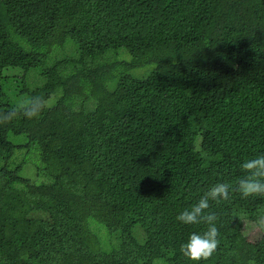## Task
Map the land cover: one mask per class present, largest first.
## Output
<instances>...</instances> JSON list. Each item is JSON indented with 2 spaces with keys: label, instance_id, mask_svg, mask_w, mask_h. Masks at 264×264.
I'll use <instances>...</instances> for the list:
<instances>
[{
  "label": "trees",
  "instance_id": "1",
  "mask_svg": "<svg viewBox=\"0 0 264 264\" xmlns=\"http://www.w3.org/2000/svg\"><path fill=\"white\" fill-rule=\"evenodd\" d=\"M68 42L76 56L43 67L40 50ZM118 51L130 59L105 60ZM8 69H38L41 84L23 80L17 96L55 103L0 125V264H264V236L240 231L264 198L211 202L220 243L208 260L180 251L207 225L176 219L264 154V0H0V112L15 106ZM33 148L48 183L10 167ZM100 226L116 235L110 251Z\"/></svg>",
  "mask_w": 264,
  "mask_h": 264
},
{
  "label": "clouds",
  "instance_id": "2",
  "mask_svg": "<svg viewBox=\"0 0 264 264\" xmlns=\"http://www.w3.org/2000/svg\"><path fill=\"white\" fill-rule=\"evenodd\" d=\"M48 100L43 96H33L19 101L9 111L0 112V125L8 124L19 116L29 120L38 119L46 108ZM245 173L236 181L235 186L228 182H218L210 186L200 199L181 212L176 219L185 225L205 224L207 229L202 233H192L186 243L180 246L184 257L191 261L208 260L218 249L220 231L217 227V213L211 211V202L219 204L230 200L233 191L239 192L244 199L249 197L264 198V154L241 164ZM241 234L249 232L264 236V212L257 214L250 222H242Z\"/></svg>",
  "mask_w": 264,
  "mask_h": 264
},
{
  "label": "rangeland",
  "instance_id": "3",
  "mask_svg": "<svg viewBox=\"0 0 264 264\" xmlns=\"http://www.w3.org/2000/svg\"><path fill=\"white\" fill-rule=\"evenodd\" d=\"M187 45L189 48H192L193 51L202 50L200 44L197 42H190ZM22 47L25 50H29V47L25 43H21ZM69 46H72V50L69 49ZM42 54L46 53V58L43 62V67L50 66L56 60L70 58L76 56V48L73 43L68 42L63 48H52L46 52V50H40ZM191 56H188L189 59ZM130 59V56L125 51H118V52H110L107 54L105 60L110 62H119V61H127ZM152 65H147L142 68L133 70L129 72L132 77L142 79L149 75L153 70ZM39 70L34 69L27 73L22 71L21 69H8L4 71V77H8V75L12 76L10 79H7L5 84V91L6 94L10 97V101L13 105H16L19 101L23 100L22 96H17L18 88L21 89V83L23 80H26L30 87H35L41 84V80L39 79ZM120 71L115 72L116 77L120 75ZM55 96H52L48 100V107H51L55 103ZM7 139L16 146L22 145L26 142V138L24 136H14L13 134H7ZM23 162V168L20 172V176L26 179H29L35 185H41L43 183H48L49 179L41 173H38L39 170L42 168V163L39 158V154L35 148L30 150L29 153L25 152V149L17 150L14 154V157L10 161V167L13 168L19 162ZM96 223L90 221L91 227H93ZM104 231L103 236H101L103 240V249L110 251L113 246L117 244L116 242V235H111V239H109V235L107 234V230L100 226ZM136 235L140 232V228H136ZM246 237L251 241H256L259 236L249 232ZM140 240L141 237L139 236ZM256 250L253 247L247 249L246 254L252 255L254 257Z\"/></svg>",
  "mask_w": 264,
  "mask_h": 264
}]
</instances>
